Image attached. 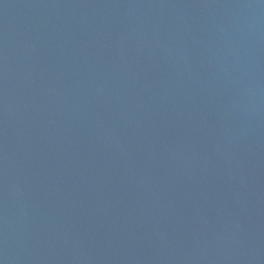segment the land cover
I'll return each instance as SVG.
<instances>
[{"label":"water","instance_id":"1","mask_svg":"<svg viewBox=\"0 0 264 264\" xmlns=\"http://www.w3.org/2000/svg\"><path fill=\"white\" fill-rule=\"evenodd\" d=\"M0 264H264V0H0Z\"/></svg>","mask_w":264,"mask_h":264}]
</instances>
